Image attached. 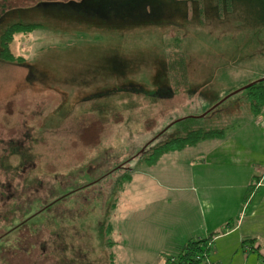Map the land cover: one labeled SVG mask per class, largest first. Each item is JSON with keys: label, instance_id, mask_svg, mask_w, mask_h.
Instances as JSON below:
<instances>
[{"label": "rangeland", "instance_id": "1", "mask_svg": "<svg viewBox=\"0 0 264 264\" xmlns=\"http://www.w3.org/2000/svg\"><path fill=\"white\" fill-rule=\"evenodd\" d=\"M231 1L228 9L218 0H0V52L12 22L39 23L10 43L26 62L0 58V124L29 126L34 161L23 188H44L9 201L0 264H165L208 218L198 175L217 184L218 212L238 195L229 187L236 151L263 175L264 117L255 123L243 87L264 78V0ZM179 34L174 59L182 55L186 75L174 79L162 59ZM194 129L224 137L149 163L161 142ZM21 163L11 152L2 166ZM224 240L218 254L203 244L197 263L257 262Z\"/></svg>", "mask_w": 264, "mask_h": 264}, {"label": "crops", "instance_id": "2", "mask_svg": "<svg viewBox=\"0 0 264 264\" xmlns=\"http://www.w3.org/2000/svg\"><path fill=\"white\" fill-rule=\"evenodd\" d=\"M79 26L80 25H78V27ZM36 29H38V27ZM250 112H252V110ZM261 115L255 118V123L259 125L262 117H264V113H261ZM223 135L220 138H223ZM199 143H201V141L197 142L195 145ZM245 143L246 145H251L254 141L248 139L245 140ZM195 145L186 146L184 149ZM184 149L173 151H184ZM170 152L163 154L157 163ZM242 152H244L243 155L241 154ZM245 153V149H240L232 155L231 160L235 168L233 169L235 171L234 180L237 184H233L230 181L229 187H232L234 193H236L237 188L239 191L237 192L238 195L236 196L234 205L227 204L226 202L221 204V206H225L224 210L220 209L218 212L211 209L214 200L211 199L210 192L214 191L217 184L212 182L207 184L208 179L205 178L206 173L204 172L198 175L204 202H206L207 207H210V210H208L209 212L207 215L204 214V216L208 218L205 219V217H203L204 219L193 229L195 236L189 237L188 242L192 240L199 241L200 239H209L211 237L208 241V248L211 249V245L216 244L215 251L216 254H218L220 246L218 240H220L219 242L221 243L222 239H225V242H223L225 250L230 251V253H241L242 257L247 261L255 257L257 262L255 261L256 263L254 262L253 264H264V173L260 175L258 172L259 170H257L258 161L249 158L250 156L244 157ZM203 164L207 165L209 163L207 160H204ZM196 179L197 175H193L191 180L192 183H195ZM254 180L257 182L256 187L247 197V189ZM182 199L181 197V200ZM247 217L254 222L253 226L244 225ZM180 233L183 232L180 231ZM183 235L186 236L188 234L183 233ZM188 242L184 243L182 246L184 247ZM257 253L258 256L256 257ZM172 257L175 258V261L178 258L176 255H172ZM168 258L170 257L166 258V262Z\"/></svg>", "mask_w": 264, "mask_h": 264}, {"label": "trees", "instance_id": "3", "mask_svg": "<svg viewBox=\"0 0 264 264\" xmlns=\"http://www.w3.org/2000/svg\"><path fill=\"white\" fill-rule=\"evenodd\" d=\"M117 1H120L122 3L125 2V0H117ZM218 1H219L221 8L223 7L224 3L228 5L229 7L228 9L232 8L231 0H218ZM116 11H119V10H116ZM118 18L119 20H121L120 17ZM134 18L126 17V19H134ZM110 20H112V17H110ZM134 20H138V19H134ZM134 20H131V21H134ZM38 26L39 24L35 22L33 23H24V22L12 23L11 26H9L6 29V31L2 34V39H1L2 49L0 52V58H3L10 62H13V61L24 62L25 58H22L21 56L16 57L11 51L10 43L12 42L14 38L13 35L19 32L21 33L22 32L24 33L33 32L34 29H36ZM176 36L177 37H175L174 40L168 39V41L165 42V46H164L166 47L170 44L171 46L174 47L172 55H170V58L166 59L167 61L162 59V62H165V65L162 69V74L165 77L166 75H169L173 77L174 79L181 78L186 75L184 73L185 66L182 62V58H181L182 55H180V57L177 58L178 60L174 59L176 52H178L176 51L177 49H180L179 52H182L181 44L183 41L180 34ZM176 38L178 41L176 40ZM247 89L249 93H251V102H250L251 110L254 113V115L260 116L261 113L264 111V80L259 79V81L254 82ZM223 134H224V131L220 129H215V130L213 129H206V130L194 129V130H190L186 135L172 137V139L161 142L160 145L156 146L153 149V151L151 152L152 156H151L149 163L152 164L153 162H157L162 157V155L167 152H170L173 150H181V149H184V147L186 146L195 145L197 142L201 140H206V138H217V137H221ZM130 177L131 176H128L127 178L129 179ZM256 184L257 182L254 180L253 183L249 185L247 192H246L247 197L251 194L253 189L256 187ZM36 214L38 213H35L34 215ZM32 216H30L28 220L31 219ZM9 231L7 230V232ZM209 239H200L199 241L192 240L188 242V244H186L182 248V250H180L177 260L175 261V258L173 257L168 258L166 264H198L197 262L200 261V259L202 258V256L198 258L199 257L198 253L202 250L203 244L208 245Z\"/></svg>", "mask_w": 264, "mask_h": 264}, {"label": "water", "instance_id": "4", "mask_svg": "<svg viewBox=\"0 0 264 264\" xmlns=\"http://www.w3.org/2000/svg\"><path fill=\"white\" fill-rule=\"evenodd\" d=\"M253 83H248L243 88L247 89ZM28 135H30L29 126L25 129H7L0 124V228L6 227L5 224H8V221L13 217L10 212L9 201L11 199L30 200L35 195L44 194L42 181L34 182L28 188H23L22 179L27 176L25 168L34 161V156L27 154ZM11 152H18L22 158V163L17 167L11 165L3 167V161Z\"/></svg>", "mask_w": 264, "mask_h": 264}, {"label": "flooded vegetation", "instance_id": "5", "mask_svg": "<svg viewBox=\"0 0 264 264\" xmlns=\"http://www.w3.org/2000/svg\"><path fill=\"white\" fill-rule=\"evenodd\" d=\"M150 144H151V143H150ZM150 144H147V145L145 146L144 151L147 150L148 148H150V146H151ZM151 148H152V147H151ZM137 156H138V155H137ZM124 164H125V163H123V166H124Z\"/></svg>", "mask_w": 264, "mask_h": 264}, {"label": "built area", "instance_id": "6", "mask_svg": "<svg viewBox=\"0 0 264 264\" xmlns=\"http://www.w3.org/2000/svg\"><path fill=\"white\" fill-rule=\"evenodd\" d=\"M198 258H200V257H198Z\"/></svg>", "mask_w": 264, "mask_h": 264}]
</instances>
